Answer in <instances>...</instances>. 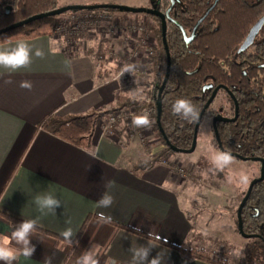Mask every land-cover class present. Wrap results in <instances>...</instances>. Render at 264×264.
Listing matches in <instances>:
<instances>
[{
    "label": "crops",
    "instance_id": "crops-1",
    "mask_svg": "<svg viewBox=\"0 0 264 264\" xmlns=\"http://www.w3.org/2000/svg\"><path fill=\"white\" fill-rule=\"evenodd\" d=\"M105 2L110 1L79 5ZM114 15L113 42L103 40L91 27L92 36L85 37L79 54L69 53L64 41L54 35L0 44L2 50L24 41L32 49V63L27 68L13 72L0 67V235L10 236L13 225L23 219L38 221L31 237L35 245L32 257L19 255L14 264H76L78 257L89 251L100 264L108 259L130 264V249L140 246H150V257L159 254L161 264H213L187 258L168 245L238 264V259L224 253L223 245L214 246L212 220L198 226L183 203L181 181L168 164L135 167L160 152L154 148L149 155L145 153L141 128L132 122L119 123L112 135L94 132L92 147L86 149L40 126L49 115L66 119L105 112L118 107L123 98L132 99L130 95L141 83L125 86L108 66L117 67L127 57L132 38L126 26L148 16L132 11ZM148 19L147 31L152 23ZM37 49L43 51L42 58L35 56ZM110 50L117 51L118 57L107 58ZM22 81L30 82L31 90L21 87ZM93 152L96 157L89 154ZM105 192L112 195L113 204L98 207ZM45 193L61 200L55 213L42 215L35 205L34 198ZM100 213L132 231L100 221ZM1 214L19 222L6 220ZM67 228L74 232L72 243L61 235ZM223 234L224 229L218 237L223 238ZM11 247L19 246L13 241Z\"/></svg>",
    "mask_w": 264,
    "mask_h": 264
},
{
    "label": "trees",
    "instance_id": "trees-1",
    "mask_svg": "<svg viewBox=\"0 0 264 264\" xmlns=\"http://www.w3.org/2000/svg\"><path fill=\"white\" fill-rule=\"evenodd\" d=\"M156 2L152 0L154 5H157ZM164 4V9L170 6L165 20L166 49L161 38L160 16L148 14L156 23L151 29L157 37V46L150 60L153 76L146 98L142 102L126 98L125 104L118 105L135 104L139 108L140 104L147 102L144 107L152 108L154 126L165 144V150L152 162L140 161L135 167L144 169L159 162L166 152L173 151L172 146L179 150L191 147L197 118L211 94L209 89L204 88L209 83L222 84L239 104L235 121L217 126L223 151L242 157H264V24L252 44L239 50L252 26L264 17V0H165ZM56 8V0H0V29ZM106 9L112 12L130 11L119 7ZM57 23V16L33 20L0 35V44L52 35ZM167 53L170 66L161 94V132L156 123L157 97L166 76ZM143 78L148 79L145 76L141 80ZM181 98L189 100L198 110L196 119L186 120L173 114L172 105ZM210 112L208 108L203 115H214ZM94 120L93 113L66 119L49 115L40 122V126L77 146L91 149ZM216 147L220 149L217 142ZM254 207L258 212L256 216L252 215L256 212ZM247 209L242 218L244 231L257 235L246 258H241L238 264H264V178L250 193ZM2 216L11 222H19L12 217ZM110 223L132 231L115 222ZM168 246L187 258L228 264L194 250Z\"/></svg>",
    "mask_w": 264,
    "mask_h": 264
},
{
    "label": "rangeland",
    "instance_id": "rangeland-1",
    "mask_svg": "<svg viewBox=\"0 0 264 264\" xmlns=\"http://www.w3.org/2000/svg\"><path fill=\"white\" fill-rule=\"evenodd\" d=\"M93 1H110L109 3L120 2L123 5H132L131 7H150L148 6V0H56L57 8L72 5L70 3H91ZM56 8V9H57ZM108 11V10H107ZM120 11V10H117ZM109 11L114 15V12ZM98 13V11H96ZM73 13L71 11L63 12L57 16V20H66ZM140 14V13H139ZM144 15H141L143 17ZM114 17L110 19H100L96 24L91 27L97 29L102 36V39L107 42H113L112 25L114 24ZM148 17H143L140 21H135L126 26V29L131 36V46L126 52L127 57L119 63V66H108L111 74L115 77L119 72L125 68V64L130 62L134 71L131 73L124 72L119 78L123 80L125 86L127 84H133L139 81V87L133 92L134 95H130L132 99L142 102L146 98V94L151 87L152 72L150 67V60L155 48L157 46V37L150 29L147 31ZM151 20V19H150ZM155 21L152 20L151 26H155ZM150 26V28H151ZM137 28H143L138 30ZM65 33V30L62 31ZM54 35V34H53ZM61 37V33L54 35ZM92 36L91 30L83 31L79 51H82L85 37ZM139 49V50H138ZM138 51L137 56L134 55L129 60L131 54ZM107 58L118 57V53L115 50H110L106 54ZM124 66V67H123ZM127 66V65H126ZM127 76V79L125 78ZM147 77L148 79L140 81L141 77ZM226 96L221 93L212 110H215L218 105L225 104ZM126 98H123L121 104H125ZM148 104L147 102L144 104ZM140 104L137 105H123L118 106L109 111L93 113L94 114V132L101 134L103 126L107 123L109 116L117 110H124L133 112V115H140L147 113L149 115L151 125L150 127L141 128L140 135L142 138V144L145 149V153L149 155L151 149L157 148L159 153L148 157V160L142 161L144 163L152 162L161 152L165 150V144L159 138L157 134V128L154 126V118L152 114V108ZM141 106H143L141 108ZM227 114L232 115L231 109L225 105ZM132 117L119 119L113 128L119 123H131ZM212 116L208 115L203 119L199 126L197 133L196 148L193 152H181L171 151L166 152V155L161 158L159 162L168 164L171 168L173 175L181 181L183 203L192 214L195 221H198V226L201 224L204 226V221L212 220L214 226V246L223 245L224 253L231 259L240 261L241 258H246L249 253L250 247L253 244L252 238L243 237L238 231V219L237 209L241 202L251 180L260 176V164L253 161H242L235 157L230 156V161L222 166H217L213 163V157L219 153L216 147L215 135L212 130ZM162 128V127H161ZM251 193V192H250ZM242 221V220H241ZM224 229L223 238L218 237V233L221 234V230ZM228 229V231H227ZM227 231V235L225 234ZM195 251V250H194ZM197 252V251H196ZM201 253V252H200ZM203 254V253H202ZM208 255V254H204ZM210 256V255H208ZM258 261V260H257Z\"/></svg>",
    "mask_w": 264,
    "mask_h": 264
},
{
    "label": "clouds",
    "instance_id": "clouds-1",
    "mask_svg": "<svg viewBox=\"0 0 264 264\" xmlns=\"http://www.w3.org/2000/svg\"><path fill=\"white\" fill-rule=\"evenodd\" d=\"M55 41H50V44ZM35 56L42 58L44 56L43 51L37 49ZM32 63V49L28 43L19 41L14 46L0 50V67L9 69L13 72L27 68ZM134 71L133 66L128 65L123 69V72L131 73ZM21 87L31 90V83L28 81H22ZM172 112L174 115L181 116L186 120H194L198 116V110L187 99H177L172 105ZM132 125L134 127H150L151 121L147 113L134 115L132 117ZM93 157L97 156L96 152L89 153ZM230 156L227 153H219L213 157V163L217 166H222L230 161ZM34 203L42 215L47 213H55L56 209L62 205L60 199L56 198L51 193H45L43 195H37L34 198ZM113 204V197L108 192L102 194L101 198L97 202V206L101 208H108ZM100 221L110 222L111 217L100 213L98 216ZM37 219H23L21 222L13 225L11 235H0V261L4 264H14L19 255L24 257H32L35 251V245L31 243V237L37 230ZM139 231V227L137 230ZM63 238L72 243L74 232L71 228H67L62 231ZM149 237H153V233H148ZM155 239H160L159 236H155ZM15 242L18 248L11 247L12 242ZM79 243V241H77ZM152 248L150 246H140L131 248L132 259L130 264H161L162 258L159 254L150 257ZM50 264V261L48 262ZM76 264H100L97 257L91 252H85L78 257ZM105 264H116L114 259H108Z\"/></svg>",
    "mask_w": 264,
    "mask_h": 264
},
{
    "label": "water",
    "instance_id": "water-1",
    "mask_svg": "<svg viewBox=\"0 0 264 264\" xmlns=\"http://www.w3.org/2000/svg\"><path fill=\"white\" fill-rule=\"evenodd\" d=\"M115 7H119V8L126 9V10H130V11L135 12V13L143 12V13H146V14H160L158 11H156V10H154L152 8H136V7H130V6L118 5V4H96V5H79V4H75V5H67V6H63V7L57 8L55 10H52L50 12L35 14V15L25 19V20H22L20 22L12 24V25H10V26H8L6 28L0 29V35L8 32V31H10V30H12V29H14L16 27H19L21 25L29 23V22H31L33 20H37L39 18L48 17V16H56V15H59V14H61L63 12L72 11V10H75V9L76 10H79V9L96 10V9H106V8H115ZM161 16H162V26H161L162 41H163V44H164V48L166 49L167 48V46H166V38H165L166 24H165V18L163 17V15H161ZM263 24H264V17H262L260 20H258L252 26V28L248 32V34H247V36H246V38H245V40H244V42H243V44L241 46V49H246L252 44L254 38L256 37L258 32L260 31V29L263 26ZM169 66H170V58H169V54H168L166 76H165V79H164V81H163V83H162V85H161V87H160V89L158 91V97H157L156 123H157V126H158V128H159V130L161 132H163L162 128H161V121H160V118H161V94H162V91L164 89L165 83H166L168 75H169ZM218 89H219V87L215 88V90L213 91L211 97L206 102L202 112L199 114V116L197 118V122H196V125H195V130H194V137H193V141H192L191 147L188 150H179L176 147L172 146L171 149L173 151H175V152L176 151L193 152L195 150L196 142H197V132H198V128H199V123H200V121H201V119L203 117V114H204L205 110L208 108L210 103L213 101V99L215 97V94H216ZM236 109H237V107H236ZM236 115H235V118H236ZM235 118L214 117L213 118V126H212V128L214 130L215 138H216V140L218 142V146H219L220 150L222 152L227 153L229 156L240 158V156L238 154H236V153L223 151V149L221 148V145H220L219 135H218L217 126H216V122H218V121L219 122H232V121H234ZM167 145H169L168 142H167ZM263 178H264V162L262 160L261 176L258 179H255L253 182H251L245 197L243 198L242 202L240 203V205H239V207L237 209L238 231H239V233L242 236L247 237V238L250 237V236L245 235V233L243 231V225H242V221H241V211H242V208H243L245 202L247 201V199H248V197L250 195V192L252 190L253 185L256 182L261 181Z\"/></svg>",
    "mask_w": 264,
    "mask_h": 264
},
{
    "label": "built area",
    "instance_id": "built-area-1",
    "mask_svg": "<svg viewBox=\"0 0 264 264\" xmlns=\"http://www.w3.org/2000/svg\"><path fill=\"white\" fill-rule=\"evenodd\" d=\"M96 11H98V13ZM71 13L73 14L66 20L63 19L59 20L52 30V35L61 33V37L63 38L66 50L71 54L80 53L79 46L83 31L85 30L87 31L88 29H90V26L96 24L98 21H100V19H110L114 17L113 14H111V12L103 9H96V10L79 9V10H72ZM137 29L139 31L143 30V28H137ZM63 30H65V33H62ZM137 54L138 51H135L133 54H131L129 60L131 61V58L134 55L137 56ZM126 65L127 66L130 65V62H128L124 66L126 67ZM123 74L124 72L121 70L116 77H120ZM125 78L127 79V76ZM132 115L133 112L130 111H124V110L115 111L109 116L107 123L103 126L101 130L100 136L112 135L114 132L113 127L115 123L119 119L125 117L130 118L132 117Z\"/></svg>",
    "mask_w": 264,
    "mask_h": 264
},
{
    "label": "flooded vegetation",
    "instance_id": "flooded-vegetation-1",
    "mask_svg": "<svg viewBox=\"0 0 264 264\" xmlns=\"http://www.w3.org/2000/svg\"><path fill=\"white\" fill-rule=\"evenodd\" d=\"M157 5H154L153 3H152V0H148V6H150V7H146L145 5L144 6H142V7H136V6H134V7H136V8H152V9H154V10H156V11H158L161 15H163V17L165 18V20H166V17H167V14L169 13V11H170V6H168V7H166L165 9L163 8L164 6H165V0H157ZM101 4H120V5H123V3L121 4V3H109V2H105V3H101ZM132 6V5H131ZM103 10H107V9H103ZM139 13H141V14H145L146 16H148V14H146V13H143V12H139ZM160 14H157V15H159L160 16V18H161V26H162V16L160 15ZM149 17V16H148ZM165 24H166V22H165ZM165 35H166V32H165ZM161 38H162V32H161ZM163 42V41H162ZM243 44V43H242ZM242 44H241V46H242ZM164 45V44H163ZM240 46V47H241ZM239 50H241V48L239 49ZM217 87H219V89L217 90V92H216V94H215V97H214V99H213V101L210 103V105L208 106V108H209V110L214 114V115H212V124H211V126H213V118L214 117H224V118H235V115H236V118H237V116H238V111H239V104L237 103V100L235 99V97L233 96V94L231 93V92H229V91H227V89L222 85V84H213V83H209V84H207L204 88L205 89H209L210 91H211V94H210V97H211V95H212V93H213V91L215 90V88H217ZM221 93H224V95L226 96V101H225V104H223V105H218L217 107H216V109L215 110H212V107L214 106V104L216 103V100H217V98H218V96L221 94ZM209 97V98H210ZM209 98H208V100H209ZM207 100V101H208ZM225 105H227L230 109H231V111H232V115L231 116H229L228 114H227V111H226V108H225ZM236 107H237V109H236ZM207 108V109H208ZM206 109V110H207ZM205 110V111H206ZM237 110V111H236ZM210 112V113H211ZM209 113V114H210ZM207 116H204L203 115V117H202V119H201V121H200V123H199V126L201 125V123H202V121H203V119L204 118H206ZM235 118V119H236ZM235 119H234V121H235ZM197 122V121H196ZM233 122V121H232ZM219 123H229V122H216V126H218V124ZM196 125V124H195ZM199 129V128H198ZM212 130H213V128H212ZM214 131V130H213ZM218 131V130H217ZM198 133V132H197ZM215 135V134H214ZM216 139V138H215ZM216 142H217V140H216ZM217 144H218V142H217ZM219 151H221L220 149H219ZM222 152V151H221ZM227 152V151H226ZM223 153H225V152H223ZM235 158H237V157H235ZM237 159H239V160H242V161H253V162H258L259 164H260V176H261V169H262V160H263V162H264V157H242V156H240V158H237ZM259 176V177H260ZM258 177V178H259ZM258 178H255V179H258ZM255 179H253V180H251V182H253ZM251 182H250V184H251ZM258 182H260V181H258ZM258 182H256L254 185H253V187H252V190H253V188L258 184ZM250 184H249V186H250ZM249 186H248V188H247V190H246V192H245V194H244V196H243V198L245 197V195H246V193H247V191H248V189H249ZM252 190H251V192H252ZM250 196V195H249ZM243 198L241 199V202H242V200H243ZM249 198V197H248ZM247 201H248V199H247ZM247 201L245 202V204H244V206H243V208H242V211H241V220H242V218H243V216H245V214H246V212H247ZM240 202V203H241ZM240 203H239V205H240ZM239 205H238V207H239ZM254 210H256V212H254V213H252V215H254V216H256L257 214H258V212H257V208L256 207H254ZM242 225H243V231H244V224H243V221H242ZM238 226V225H237ZM244 233H245V235H247V236H250V237H248V238H252V239H254V236L255 235H257V234H255V233H246L245 231H244ZM244 237V236H243Z\"/></svg>",
    "mask_w": 264,
    "mask_h": 264
}]
</instances>
